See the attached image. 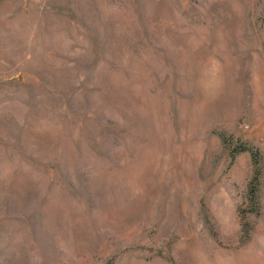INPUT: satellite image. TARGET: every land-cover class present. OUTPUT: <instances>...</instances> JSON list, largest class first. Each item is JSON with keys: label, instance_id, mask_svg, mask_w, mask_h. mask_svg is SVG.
Instances as JSON below:
<instances>
[{"label": "rangeland", "instance_id": "obj_1", "mask_svg": "<svg viewBox=\"0 0 264 264\" xmlns=\"http://www.w3.org/2000/svg\"><path fill=\"white\" fill-rule=\"evenodd\" d=\"M0 264H264V0H0Z\"/></svg>", "mask_w": 264, "mask_h": 264}, {"label": "trees", "instance_id": "obj_2", "mask_svg": "<svg viewBox=\"0 0 264 264\" xmlns=\"http://www.w3.org/2000/svg\"><path fill=\"white\" fill-rule=\"evenodd\" d=\"M245 149L243 148V149H240L239 151H244Z\"/></svg>", "mask_w": 264, "mask_h": 264}]
</instances>
